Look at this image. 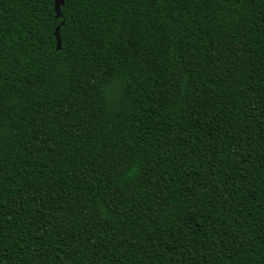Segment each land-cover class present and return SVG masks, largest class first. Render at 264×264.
I'll return each mask as SVG.
<instances>
[{
  "label": "trees",
  "instance_id": "obj_1",
  "mask_svg": "<svg viewBox=\"0 0 264 264\" xmlns=\"http://www.w3.org/2000/svg\"><path fill=\"white\" fill-rule=\"evenodd\" d=\"M59 10L0 0V264H264V0Z\"/></svg>",
  "mask_w": 264,
  "mask_h": 264
},
{
  "label": "water",
  "instance_id": "obj_2",
  "mask_svg": "<svg viewBox=\"0 0 264 264\" xmlns=\"http://www.w3.org/2000/svg\"><path fill=\"white\" fill-rule=\"evenodd\" d=\"M63 1L64 0H54V9H55V12H56V15L57 16H60V5L63 4ZM55 37H56V49L60 47V37H59V33H58V27H56L55 31Z\"/></svg>",
  "mask_w": 264,
  "mask_h": 264
}]
</instances>
